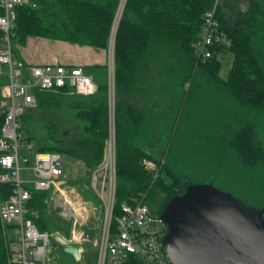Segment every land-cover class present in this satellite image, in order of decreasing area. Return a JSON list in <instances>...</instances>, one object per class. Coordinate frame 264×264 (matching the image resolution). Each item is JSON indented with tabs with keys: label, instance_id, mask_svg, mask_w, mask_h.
<instances>
[{
	"label": "trees",
	"instance_id": "1",
	"mask_svg": "<svg viewBox=\"0 0 264 264\" xmlns=\"http://www.w3.org/2000/svg\"><path fill=\"white\" fill-rule=\"evenodd\" d=\"M34 1L37 8L18 12L15 32L16 42L20 45L37 37L108 51L115 31L117 201L114 222L122 207L143 193H147L146 203L152 213L160 216L165 204L182 195L192 184L165 160L166 150H159L156 131L151 139L154 144L146 143L148 130L142 132L141 125L146 113L149 121L150 112L157 110L160 95L166 92L174 99L175 93L184 95L185 84L193 78L203 77L206 84H211L210 90L214 94L236 103L237 125L229 131L228 125L224 131L228 134V146L235 152L242 168L247 170V177L264 167V147L258 141L254 123L250 120L242 122L244 114L264 112V65L253 39L230 22L220 5L216 19L230 46L216 45L211 49L212 57L207 60L200 59L195 52L205 14L212 10L215 0H126L116 28L122 0ZM220 53L233 56L226 78L220 74ZM157 57L165 59L160 67L152 65V60ZM95 69L102 72L103 78L108 77V65ZM108 83L102 82L92 96L70 94L69 89L36 90L37 107L28 110L20 120L24 141L35 143L38 152L67 155L94 171L104 163L108 153ZM141 97L144 105V98H147V107L143 106V109ZM156 118L153 117L154 121ZM146 161L154 164L156 171L147 170ZM260 186L264 191L263 184ZM10 188L0 185L3 200L9 197ZM49 198L50 192L34 191L28 203L31 211L39 213L36 225L44 232L52 222L62 220L53 215ZM51 225L69 235V228ZM0 264H8L1 222Z\"/></svg>",
	"mask_w": 264,
	"mask_h": 264
},
{
	"label": "built area",
	"instance_id": "2",
	"mask_svg": "<svg viewBox=\"0 0 264 264\" xmlns=\"http://www.w3.org/2000/svg\"><path fill=\"white\" fill-rule=\"evenodd\" d=\"M125 4L126 0L121 3ZM221 0H215L212 10L204 17L201 38L195 52L202 60L210 59L211 49L218 44L230 46L226 33L219 30L216 19ZM34 0H0V185H9L6 200L0 198V221L6 242L8 264H44L47 247L60 233L39 230L37 211L28 203L33 192H50L49 203L64 210L63 216L72 222L65 239L84 253L85 243L91 242L84 227L95 217V208L82 200L62 180L64 162L58 153L38 152L33 142L24 141L21 118L36 108L34 92H57L69 89L70 94L92 96L98 85L82 68H68L58 62L32 65L15 55L18 12L35 9ZM114 65L112 58L110 68ZM109 79V145L104 163L94 170L91 189L104 212L97 246V264H170L160 238L165 227L154 215L143 193L131 204L122 207L114 222L117 191L116 167V100ZM114 84V81H113ZM147 170L156 171L151 162Z\"/></svg>",
	"mask_w": 264,
	"mask_h": 264
},
{
	"label": "rangeland",
	"instance_id": "3",
	"mask_svg": "<svg viewBox=\"0 0 264 264\" xmlns=\"http://www.w3.org/2000/svg\"><path fill=\"white\" fill-rule=\"evenodd\" d=\"M248 1L257 2L264 8V0ZM125 4L124 1L120 3L115 28L124 11ZM220 5L222 10L230 15L232 22L235 24L237 20V27L253 39L255 49L264 65V18L263 16L258 17L257 14L260 11L256 13L248 11V3H243L241 0H221ZM261 14H264V11ZM259 20L263 23L259 26L260 29L257 28ZM114 37L115 31L108 49V77L102 78L105 82L111 80L112 96L115 91L113 84L115 80L114 65L110 68V64L112 58L114 60ZM14 44L16 55H18L24 45L17 42ZM218 59L221 61L220 74L226 78L232 66L233 56L229 53H220ZM152 62L153 66L160 67L165 59L157 57ZM204 81L203 77L188 80L185 84L184 95L180 92L178 95L175 93V99L166 92L157 98V110L150 112L148 132L145 136L146 143L154 144L151 139L153 132L156 131L155 139L159 150H166L165 160L167 159L168 163L172 164L176 171L188 178L192 184L213 185L215 188L231 193L246 205L260 210L264 207V191H261L260 186L263 184L262 187H264V167L247 177V170L242 168L235 152L229 148L228 134L224 131L228 125L230 126L228 131L237 125L235 121V113L238 112L236 103L230 98L214 94L210 90L211 84H206ZM176 87L177 84H175ZM180 87L182 86L180 85ZM154 116L157 117L156 121L153 119ZM249 120L254 123L258 141L264 147V112H254L250 116L244 114L242 122ZM141 142L143 143V141ZM61 156L64 162L62 180L65 182V186L75 190L85 201L90 202L95 208L96 216L92 217L84 227L91 242L85 243L84 253L80 260L66 253L63 246L55 247L53 243L47 247L44 264H97L95 255L98 250L95 243L100 239L99 232L104 212L90 187L93 170L86 168L72 157ZM159 197L163 196L159 195ZM54 207L52 204L53 215L62 220L51 224L55 223L60 227L70 229L72 222L63 216L64 210ZM51 224L46 232L55 233Z\"/></svg>",
	"mask_w": 264,
	"mask_h": 264
},
{
	"label": "water",
	"instance_id": "4",
	"mask_svg": "<svg viewBox=\"0 0 264 264\" xmlns=\"http://www.w3.org/2000/svg\"><path fill=\"white\" fill-rule=\"evenodd\" d=\"M160 238L170 264H264V209L246 205L213 185L191 184L160 213ZM54 246L80 260L62 236Z\"/></svg>",
	"mask_w": 264,
	"mask_h": 264
},
{
	"label": "crops",
	"instance_id": "5",
	"mask_svg": "<svg viewBox=\"0 0 264 264\" xmlns=\"http://www.w3.org/2000/svg\"><path fill=\"white\" fill-rule=\"evenodd\" d=\"M241 1L243 3L244 2L248 3L249 5V7H247L248 11L250 10V12L252 11L253 13L260 11L257 14L258 17L260 18L261 16H263L264 18V14H261V12L264 11V8L262 5L258 4L257 2L248 1V0H241ZM255 5H258V6L256 7ZM224 13L227 15L230 22H232L230 15L227 14L226 12ZM237 23L238 21L236 20L235 25ZM261 24L263 23H261L259 20V24L257 28H259ZM15 55H16V51H15ZM16 57L32 65L50 64V63L58 62L62 65L67 66L68 68H82L86 75L93 77L94 82L98 86L102 84V82L105 83V81L104 79H102L103 78L101 75L102 72L98 71L97 69L94 70V67L105 66V65L109 66V53L107 50L97 49V48L88 47V46L81 47V46L66 43V42L48 40V39L37 38V37L29 38L26 45L22 46V49L19 50V54L16 55ZM144 99L146 100L145 105L143 104L142 102L143 98L141 97L140 106L142 107V109H143V106H145V108L147 107V98L145 97ZM148 126H149L148 113H146L145 122L144 124L141 125V131L142 132L147 131ZM50 197H51V193H50ZM80 197L82 200H85L81 195ZM49 201H50V198H49ZM49 205L52 211V204L49 203ZM54 208L57 209L56 207ZM57 232H59L60 236L64 238L69 237V235L66 236L65 234H63V232L59 228L55 230V233ZM69 234H70V231H69Z\"/></svg>",
	"mask_w": 264,
	"mask_h": 264
},
{
	"label": "bare ground",
	"instance_id": "6",
	"mask_svg": "<svg viewBox=\"0 0 264 264\" xmlns=\"http://www.w3.org/2000/svg\"><path fill=\"white\" fill-rule=\"evenodd\" d=\"M224 11V10H223ZM223 14V13H222ZM222 16V15H221ZM220 21V18H218ZM222 19V18H221ZM225 22V21H224ZM222 24V23H221ZM225 29V27H223ZM242 32V31H241ZM116 40V39H115ZM224 52V51H223ZM200 64V63H199ZM69 66V65H68ZM85 66V65H84ZM106 66V65H105ZM89 74V73H88ZM116 83V82H115ZM25 138V137H24ZM28 141V140H27ZM43 153V152H42ZM164 154V153H163ZM161 176V175H160ZM159 179V178H158ZM153 185V184H152ZM93 196V195H92ZM117 201V200H116ZM263 209V208H262ZM43 230V229H42ZM66 233V232H65Z\"/></svg>",
	"mask_w": 264,
	"mask_h": 264
}]
</instances>
